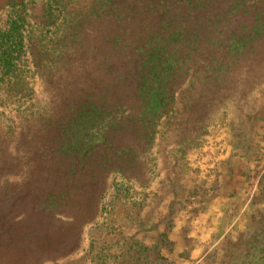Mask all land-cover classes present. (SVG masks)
I'll return each mask as SVG.
<instances>
[{"label": "rangeland", "instance_id": "rangeland-1", "mask_svg": "<svg viewBox=\"0 0 264 264\" xmlns=\"http://www.w3.org/2000/svg\"><path fill=\"white\" fill-rule=\"evenodd\" d=\"M111 1L0 0V264H264V0ZM221 142L258 161L203 230Z\"/></svg>", "mask_w": 264, "mask_h": 264}, {"label": "crops", "instance_id": "crops-1", "mask_svg": "<svg viewBox=\"0 0 264 264\" xmlns=\"http://www.w3.org/2000/svg\"><path fill=\"white\" fill-rule=\"evenodd\" d=\"M30 3L32 4V2ZM27 5V2H0V11H3L2 15L4 19V25L0 28V32H2V34H0L2 35L0 36V80L6 78L3 75L6 76L10 74L8 69L3 66V60L8 59L10 57L8 54L11 53V65H14L13 63L15 59L19 57L21 49L23 48V46H25L23 39V28L25 27V24L24 21H22V18L26 16L29 17L30 8L28 9ZM16 24H19L18 28L20 37L18 39L16 38V34H14V36L11 35V28L13 25ZM5 54L7 57L6 59H4L3 57L5 56ZM210 147H212V145ZM217 147L220 151L217 155V157H219L218 159L220 160L219 163L216 165L218 166L217 173L219 170L222 171V173L227 172L228 174H231L229 175V177L232 179L230 182L228 181V184L223 185V188L220 187L219 190L217 189V192H219V194L213 196L210 199L209 205L208 202L206 203L208 205V209L205 211H201V213L197 214L198 216L196 217L195 222H199L198 228L203 230H207V228H205L206 224L217 223L218 214L221 211L220 209L219 211L215 209L214 206H216L217 208L220 207L219 201L225 198V194L228 196L230 194H232L233 196L236 195V193L238 195L240 194V184L242 183L243 179L242 174L245 175L243 170H245V168L256 166L258 161L254 158L255 156L251 154L252 149H249L247 152L243 153L240 148H233L225 142L218 143ZM214 163L215 161L212 164L213 167H215ZM241 168L242 170H240ZM211 172L214 174L209 176V187H212L213 185L215 186L216 183H219V180H223V176L220 174L217 175L215 170H212ZM211 192L212 191H210V193ZM213 192L215 191L213 190ZM212 209H214L216 213L211 211ZM180 222L182 225L186 224L188 227V225H190L193 220H191L190 215L187 214L185 216L182 215V219ZM204 224L205 227L203 226ZM176 229L178 230V225L176 226Z\"/></svg>", "mask_w": 264, "mask_h": 264}, {"label": "trees", "instance_id": "trees-1", "mask_svg": "<svg viewBox=\"0 0 264 264\" xmlns=\"http://www.w3.org/2000/svg\"><path fill=\"white\" fill-rule=\"evenodd\" d=\"M112 1L110 0V3H111ZM192 1L191 0H149L148 2H146V10L148 11V12H151V13H154L155 11H157L158 9H160V10H162V9H165V12H163V13H166L167 12V8H168V6L169 5H171V3L172 4H174V3H177V4H183V3H185L186 5H188L189 6V4L191 3ZM194 3H196L198 6H203V3L204 2H206V0H195V1H193ZM139 5H141V2H139ZM232 6H233V8L234 7H237V4L236 3H232ZM138 9L137 10H135V11H133V7H129V9H128V12H129V14H135V13H138ZM123 14H121V16H122ZM165 22V21H164ZM163 22V23H164ZM169 23L170 22H165V24L167 25H169ZM18 26H19V24H16V25H13L12 26V28H11V35L12 36H14V34H16V38L18 39L19 37H20V34H19V28H18ZM0 34H2V32H0ZM0 36H2V35H0ZM137 37H139V36H137ZM180 37H183L182 35H180V33H176V35H174V36H169L167 39H166V44L168 45V43L169 42H173V41H176V39L177 38H180ZM157 53H159V52H157ZM8 54V53H7ZM10 57L8 58V59H6L7 57H6V54H5V56H3L4 57V59H6V60H3V62H2V64H3V66L5 67V68H10V65H11V60H10V58H11V56H12V54L10 53V54H8ZM167 73H165V77H164V81L166 82H168V80H169V77L171 76V74H170V72H169V70L167 69V71H166ZM143 77H145V75L143 76ZM164 103V102H163ZM161 108V105H160V102H159V104H158V108L156 109V111H159V109Z\"/></svg>", "mask_w": 264, "mask_h": 264}]
</instances>
